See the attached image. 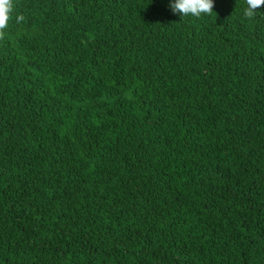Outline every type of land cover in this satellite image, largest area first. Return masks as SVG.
Listing matches in <instances>:
<instances>
[{
    "label": "trees",
    "instance_id": "trees-1",
    "mask_svg": "<svg viewBox=\"0 0 264 264\" xmlns=\"http://www.w3.org/2000/svg\"><path fill=\"white\" fill-rule=\"evenodd\" d=\"M169 3L14 0L0 264H264V7Z\"/></svg>",
    "mask_w": 264,
    "mask_h": 264
},
{
    "label": "clouds",
    "instance_id": "clouds-1",
    "mask_svg": "<svg viewBox=\"0 0 264 264\" xmlns=\"http://www.w3.org/2000/svg\"><path fill=\"white\" fill-rule=\"evenodd\" d=\"M246 7L243 16L246 19L254 18L258 9L264 7V0H245ZM214 0H170L169 8L174 15L184 17L208 16L213 13ZM14 0H0V37L4 35L5 30L9 27L13 19ZM22 15L15 17L16 22L22 21Z\"/></svg>",
    "mask_w": 264,
    "mask_h": 264
}]
</instances>
